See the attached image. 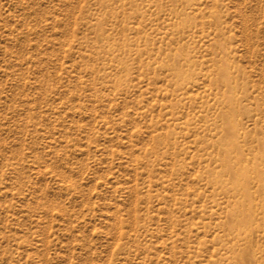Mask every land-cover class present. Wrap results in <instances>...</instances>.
I'll use <instances>...</instances> for the list:
<instances>
[{
	"label": "rangeland",
	"instance_id": "obj_1",
	"mask_svg": "<svg viewBox=\"0 0 264 264\" xmlns=\"http://www.w3.org/2000/svg\"><path fill=\"white\" fill-rule=\"evenodd\" d=\"M259 207L264 0H0V264H264Z\"/></svg>",
	"mask_w": 264,
	"mask_h": 264
},
{
	"label": "bare ground",
	"instance_id": "obj_2",
	"mask_svg": "<svg viewBox=\"0 0 264 264\" xmlns=\"http://www.w3.org/2000/svg\"><path fill=\"white\" fill-rule=\"evenodd\" d=\"M239 180H243V176H241L240 178H239ZM237 188H238V191H239V196H238V199L236 200V202L239 204V206H241V207H244V208H246V209H252V205H251V203H249L248 202V200H247V197L245 196L246 195V189H245V184L244 183H242V182H238V183H236V185H235ZM254 208L256 209L257 208V206L255 207L254 206ZM261 210H262V214L264 215V208L263 207H259ZM249 215H253V214H249ZM253 217L252 216H250V218H245V221L246 222H253ZM235 233H238V228H235L234 230H233Z\"/></svg>",
	"mask_w": 264,
	"mask_h": 264
}]
</instances>
